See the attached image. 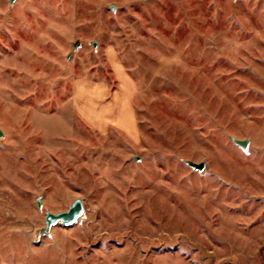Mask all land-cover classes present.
Here are the masks:
<instances>
[{"label":"rangeland","instance_id":"1","mask_svg":"<svg viewBox=\"0 0 264 264\" xmlns=\"http://www.w3.org/2000/svg\"><path fill=\"white\" fill-rule=\"evenodd\" d=\"M0 133V264H264V0H0Z\"/></svg>","mask_w":264,"mask_h":264},{"label":"water","instance_id":"2","mask_svg":"<svg viewBox=\"0 0 264 264\" xmlns=\"http://www.w3.org/2000/svg\"><path fill=\"white\" fill-rule=\"evenodd\" d=\"M2 134L0 133V137ZM234 143L241 147L243 150H247L249 146V141L248 140H234ZM190 167L194 168L196 171L203 172L205 169V164L204 163H189ZM84 212V207L81 201H76L67 212L59 213V214H52L48 213L47 214V224L50 228L53 224L56 223H62L63 226L65 227H72L77 220L81 217V215Z\"/></svg>","mask_w":264,"mask_h":264}]
</instances>
